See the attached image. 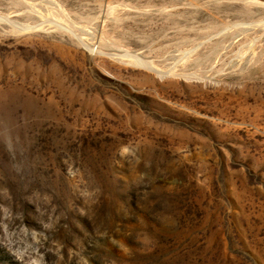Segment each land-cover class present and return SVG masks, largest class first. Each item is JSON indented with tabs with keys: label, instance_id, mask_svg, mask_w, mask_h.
Listing matches in <instances>:
<instances>
[{
	"label": "rangeland",
	"instance_id": "obj_1",
	"mask_svg": "<svg viewBox=\"0 0 264 264\" xmlns=\"http://www.w3.org/2000/svg\"><path fill=\"white\" fill-rule=\"evenodd\" d=\"M0 264H264V0H0Z\"/></svg>",
	"mask_w": 264,
	"mask_h": 264
}]
</instances>
